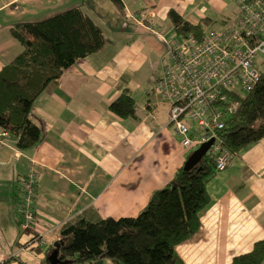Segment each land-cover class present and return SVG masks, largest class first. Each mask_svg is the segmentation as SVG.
I'll return each instance as SVG.
<instances>
[{
  "label": "crops",
  "instance_id": "1",
  "mask_svg": "<svg viewBox=\"0 0 264 264\" xmlns=\"http://www.w3.org/2000/svg\"><path fill=\"white\" fill-rule=\"evenodd\" d=\"M190 1L83 3L84 11L102 27L105 46L65 70L35 100L31 114L42 131L37 144L23 149L11 135L0 146V264H38L47 256L42 249L63 238L66 224L80 217L137 215L155 191L175 181L190 150L181 145L170 122V105L155 95L156 104L151 94L157 70L153 58L160 56L155 25L162 27L169 20L173 27L171 9L194 24L213 19L205 10L189 11ZM213 2L224 7L230 0ZM77 3L0 0V69L22 50L10 32L12 24L37 21ZM124 89L136 99L135 117H122L110 108ZM31 171L38 175V210L30 235L44 232L42 252L20 251L23 230L17 198ZM207 190L210 203L201 213L200 229L175 247L183 264H231L236 255L264 239V138L236 153Z\"/></svg>",
  "mask_w": 264,
  "mask_h": 264
},
{
  "label": "trees",
  "instance_id": "2",
  "mask_svg": "<svg viewBox=\"0 0 264 264\" xmlns=\"http://www.w3.org/2000/svg\"><path fill=\"white\" fill-rule=\"evenodd\" d=\"M86 1L79 0L37 21L10 26L22 50L0 69V126L9 132L4 143L14 135L17 146L23 149L37 144L42 131L31 114L35 100L65 70L105 46L102 27L82 7ZM112 1L123 5L122 0ZM169 13L179 36L193 33L202 38L209 27L219 22L205 17L194 24L175 9ZM125 89L110 108L122 117H135L136 99ZM235 103L236 112L220 132L222 142L233 154L264 138V71L254 89ZM217 171L216 157L208 152L190 172L181 167L175 181L155 191L137 215L98 220L80 217L66 224L62 240L48 248L46 258L39 264L52 263L49 255L57 243L58 264H104L107 258L113 264H183L175 247L200 229L201 213L210 203L207 184ZM20 197L18 194L17 201ZM263 263L264 239L231 262Z\"/></svg>",
  "mask_w": 264,
  "mask_h": 264
},
{
  "label": "built area",
  "instance_id": "3",
  "mask_svg": "<svg viewBox=\"0 0 264 264\" xmlns=\"http://www.w3.org/2000/svg\"><path fill=\"white\" fill-rule=\"evenodd\" d=\"M234 1L235 15L209 27L202 38L193 33L164 38L163 67L153 88L154 95L170 105L169 119L184 148L197 149L214 138L208 152L215 155L218 171L235 155L220 132L236 112L238 98L258 83L262 71L256 61L264 54V0ZM8 135L0 126V143ZM37 183L35 171L24 179L17 208L23 230L20 251L45 245L44 232L30 235L38 210Z\"/></svg>",
  "mask_w": 264,
  "mask_h": 264
},
{
  "label": "rangeland",
  "instance_id": "4",
  "mask_svg": "<svg viewBox=\"0 0 264 264\" xmlns=\"http://www.w3.org/2000/svg\"><path fill=\"white\" fill-rule=\"evenodd\" d=\"M234 9H235V5L234 3L230 0V2L224 6V7H221V6H217L216 4H214L213 0H191L190 1V4H189V11H193V10H205L206 14L211 16L214 20H221L223 18H225V16H232L233 13H234ZM170 21L168 20L167 22L164 23V25L161 27L159 25H155V29L157 30V33L158 35L161 37L158 36V39L160 40V43L163 44V48H161V45L160 43H156V49L158 51V53L160 54V56L157 58V56L155 55L154 56V60H155V69L156 70L152 76V86H151V94L153 96V99H154V102L156 104L159 103L158 99L156 98V96L153 94V88H154V85H155V80L157 78V76L160 74L161 72V69L163 67V64H162V60H163V57L166 53V46H165V41H164V38L167 39V40H170L174 37H177L179 36L176 31L174 30V28L172 27V25H168L170 24L169 23ZM169 30L168 32L166 30ZM163 40V41H162ZM164 42V43H163ZM165 46V48H164ZM154 55V54H153ZM257 66H258V69L260 71H264V54H259L258 57H257ZM159 106H162V105H159ZM231 117V116H230ZM229 117V118H230ZM42 137V135H41ZM195 149H191L190 150V153H192ZM22 187L24 186V180L22 181ZM36 194H37V185H36ZM37 198V196H36ZM38 202V201H37ZM62 240V238L60 239ZM59 241V240H58ZM56 243V242H55ZM46 245H44L43 247H45ZM41 251V247H38ZM37 249V248H35ZM42 250H45V251H48V249H42ZM42 252V251H41ZM46 254L48 252H45ZM43 261V260H42ZM40 261V263L42 262ZM106 264H108L111 260L109 258H107L105 260Z\"/></svg>",
  "mask_w": 264,
  "mask_h": 264
},
{
  "label": "water",
  "instance_id": "5",
  "mask_svg": "<svg viewBox=\"0 0 264 264\" xmlns=\"http://www.w3.org/2000/svg\"><path fill=\"white\" fill-rule=\"evenodd\" d=\"M214 143V138L211 140L203 143L199 148L195 149L192 153L189 154L185 165H184V170L187 172H190L195 166H197L203 159V157L208 153L211 145ZM56 247H59V243L56 244ZM55 249L54 252H52L49 255V258L51 259L52 263L51 264H58L56 261L58 257V249Z\"/></svg>",
  "mask_w": 264,
  "mask_h": 264
}]
</instances>
